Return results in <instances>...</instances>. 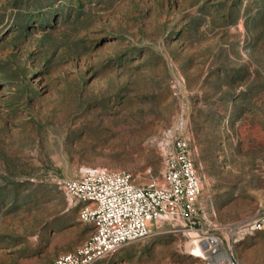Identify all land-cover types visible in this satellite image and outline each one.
<instances>
[{"label": "rangeland", "instance_id": "obj_1", "mask_svg": "<svg viewBox=\"0 0 264 264\" xmlns=\"http://www.w3.org/2000/svg\"><path fill=\"white\" fill-rule=\"evenodd\" d=\"M166 134L190 141L196 238L264 264V232H245L264 214V0H0V264L74 251L93 228L61 181L160 178ZM187 232L93 264H205Z\"/></svg>", "mask_w": 264, "mask_h": 264}, {"label": "built area", "instance_id": "obj_2", "mask_svg": "<svg viewBox=\"0 0 264 264\" xmlns=\"http://www.w3.org/2000/svg\"><path fill=\"white\" fill-rule=\"evenodd\" d=\"M162 146L161 177L147 183L137 184L130 173L102 168H87L61 181L69 200L80 204V219L93 230L74 251L58 256L52 264H93L164 225L181 227L187 234L195 229L202 186L190 141L166 134ZM256 231L264 232V214L245 223V232ZM191 253L205 264H245L230 254L226 258L217 247Z\"/></svg>", "mask_w": 264, "mask_h": 264}, {"label": "bare ground", "instance_id": "obj_3", "mask_svg": "<svg viewBox=\"0 0 264 264\" xmlns=\"http://www.w3.org/2000/svg\"><path fill=\"white\" fill-rule=\"evenodd\" d=\"M192 236V242L195 244L196 249L195 252L197 254H202L203 248L205 247H212V248H218L221 250V252L223 253V255L228 258L229 254L228 252L225 250L224 246L222 245V243L220 242L219 239L215 238V237H200L199 239H197L196 237L198 236V233L194 232V231H190V234ZM194 253V252H193Z\"/></svg>", "mask_w": 264, "mask_h": 264}]
</instances>
